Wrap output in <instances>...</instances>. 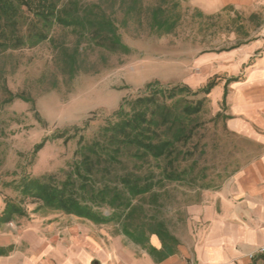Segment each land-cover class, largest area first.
Instances as JSON below:
<instances>
[{
  "label": "rangeland",
  "instance_id": "374dc122",
  "mask_svg": "<svg viewBox=\"0 0 264 264\" xmlns=\"http://www.w3.org/2000/svg\"><path fill=\"white\" fill-rule=\"evenodd\" d=\"M58 7L50 23L34 20L23 9L18 21L22 45L0 49V216L6 198L28 212L0 228L50 220L121 237L156 259L189 250L194 212L249 160L246 144L226 129L225 105L220 103L219 110L210 95L220 81L229 84L222 77L221 56L264 41V4L213 15L194 8L190 0H63ZM262 51L254 53L250 64ZM213 81L217 85L208 96L178 93L166 102L181 121L166 134L176 138L174 153L138 165L152 176L155 189L134 200L118 223L96 225L41 207L10 186L24 175L62 179L69 170L79 137L51 140L34 157V147L44 138L90 121L85 136L91 140L125 99L175 87L195 93ZM148 85H154L149 92ZM188 107L200 111L187 116ZM123 167L132 169L134 163ZM174 173L178 180L167 179ZM101 211L112 213L106 207ZM151 239L162 244V253L150 246Z\"/></svg>",
  "mask_w": 264,
  "mask_h": 264
},
{
  "label": "crops",
  "instance_id": "0c3cea01",
  "mask_svg": "<svg viewBox=\"0 0 264 264\" xmlns=\"http://www.w3.org/2000/svg\"><path fill=\"white\" fill-rule=\"evenodd\" d=\"M190 2L208 15L229 7L264 4V0ZM220 59L222 77L239 80L227 87L218 81L210 97L219 110V104L225 103L226 129L246 144L249 160L194 212L192 257L185 247L178 254L156 259L121 237L37 220L0 228V248H12L0 257V264H264V256L250 258L264 247V41L224 53ZM150 246L162 251L158 239H151Z\"/></svg>",
  "mask_w": 264,
  "mask_h": 264
},
{
  "label": "trees",
  "instance_id": "16d2710c",
  "mask_svg": "<svg viewBox=\"0 0 264 264\" xmlns=\"http://www.w3.org/2000/svg\"><path fill=\"white\" fill-rule=\"evenodd\" d=\"M62 1L0 0V49L18 48L22 45L18 36V21L23 9L31 13L34 20L50 23L56 18ZM40 37L41 40L45 39L44 36ZM238 80L234 78L229 83ZM216 85L217 82L213 81L195 93L185 87H175L167 92L157 90L135 99H125L120 109L99 127L91 140H87L85 136L90 121L83 128L74 127L51 138L46 137L34 147V157L51 140L69 142L79 137L76 158L69 170L62 179L57 175L41 178L24 175L10 186L23 197L41 204V207L62 211L96 225L118 223L131 210L134 200L149 195L155 189L151 182L152 176L145 175L143 168L138 165L150 160L159 161L174 153L172 146L176 138L174 135L168 138L166 134L167 131L172 133L178 129L181 121L166 106V102L175 99L178 93L208 96ZM153 87L154 85H148L147 92ZM199 111V108L188 107L185 114L193 116ZM126 162H133L134 168H124ZM167 179L176 181L179 178L174 173ZM105 207L112 213L104 214L101 209ZM26 217L28 212L21 204L6 198L5 208L0 216V227ZM125 234L132 237L129 230ZM11 251L12 248H0V257Z\"/></svg>",
  "mask_w": 264,
  "mask_h": 264
},
{
  "label": "built area",
  "instance_id": "2783aa9c",
  "mask_svg": "<svg viewBox=\"0 0 264 264\" xmlns=\"http://www.w3.org/2000/svg\"><path fill=\"white\" fill-rule=\"evenodd\" d=\"M259 255L264 256V247H263V248H260V249L258 250V252L252 254V255L250 256V258H251L252 260H254V259H255L257 256H259Z\"/></svg>",
  "mask_w": 264,
  "mask_h": 264
}]
</instances>
